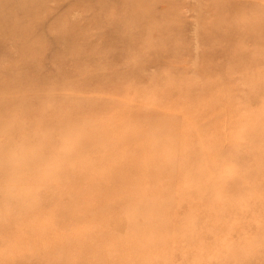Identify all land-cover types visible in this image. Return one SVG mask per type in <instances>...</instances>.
Returning a JSON list of instances; mask_svg holds the SVG:
<instances>
[{"label":"rangeland","instance_id":"374dc122","mask_svg":"<svg viewBox=\"0 0 264 264\" xmlns=\"http://www.w3.org/2000/svg\"><path fill=\"white\" fill-rule=\"evenodd\" d=\"M0 264H264V0H0Z\"/></svg>","mask_w":264,"mask_h":264}]
</instances>
